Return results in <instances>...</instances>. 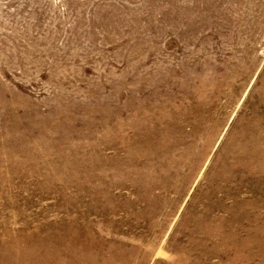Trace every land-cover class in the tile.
<instances>
[{
	"label": "rangeland",
	"instance_id": "1",
	"mask_svg": "<svg viewBox=\"0 0 264 264\" xmlns=\"http://www.w3.org/2000/svg\"><path fill=\"white\" fill-rule=\"evenodd\" d=\"M0 264H264V0H0Z\"/></svg>",
	"mask_w": 264,
	"mask_h": 264
}]
</instances>
